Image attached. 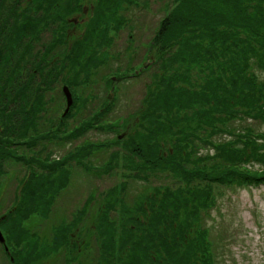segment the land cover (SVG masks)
I'll list each match as a JSON object with an SVG mask.
<instances>
[{
	"label": "trees",
	"instance_id": "16d2710c",
	"mask_svg": "<svg viewBox=\"0 0 264 264\" xmlns=\"http://www.w3.org/2000/svg\"><path fill=\"white\" fill-rule=\"evenodd\" d=\"M81 1L0 0V194L8 162L30 168L17 201L0 213L10 250L3 253L10 264H44L64 251L71 255L69 264H218L203 215L216 205L219 188L264 183V131L231 125L244 118L264 122V78L256 72H264V0H177L155 38L160 70L126 139L92 141L53 159L20 151L32 150L43 139L79 138L91 128L121 125L102 120L105 107L68 128V119L95 97L83 86L107 61L98 49L111 42V30L124 25L125 1L132 3L91 0L93 17L82 38L61 47L68 17L80 10ZM49 20L57 23L52 40L40 47ZM128 74L114 72L118 80ZM58 80L69 86L73 103L39 132L40 124L54 118L47 116L50 112L64 109L46 100ZM221 135L228 138L218 140ZM121 143L133 176L148 181L169 172L177 186H155L133 203L123 195L127 182L111 188L85 227L87 239H76L86 208L73 220L52 225L49 238L30 225L32 218L49 217L67 186L71 162L87 171H110L120 164L121 150L114 149L102 167L90 158Z\"/></svg>",
	"mask_w": 264,
	"mask_h": 264
},
{
	"label": "rangeland",
	"instance_id": "374dc122",
	"mask_svg": "<svg viewBox=\"0 0 264 264\" xmlns=\"http://www.w3.org/2000/svg\"><path fill=\"white\" fill-rule=\"evenodd\" d=\"M176 1L138 0L135 4H129L125 1L124 8L120 13V16L125 17L124 25L118 30H111L108 35L112 39L111 42L108 45L105 43L98 49V54L100 52L105 53L107 61L97 67L99 70L94 74L89 86H83L85 94L91 93L95 97L89 99L83 109L76 110L75 115L67 121L69 122L68 128L73 129L74 126L80 125L83 119L87 117L89 119L93 116L97 109L108 107L109 110L103 115L102 120L120 121L119 128L116 130L91 128L79 138L52 137L51 139L39 141L36 146L31 148L32 150L27 147H22L19 150L29 151V153L43 158L51 154L48 157L53 159L92 141L113 142L117 138L126 139L139 120L137 115L144 106L148 87L160 70L159 44L156 43L155 38L162 21L176 5ZM80 7L79 11L68 17L69 23L65 25V41H63L61 47L70 46L72 42L82 38L86 22L93 17L94 4L91 0H82ZM48 22V28L41 34L40 39V42L44 44L40 45L38 43L40 47L52 40L53 31L57 25L51 20ZM56 51H61V48ZM61 58L63 57H60L59 61ZM146 62H148V66L144 67ZM128 68L131 73L126 77L119 80L118 77L109 78L115 76L114 72L118 69L125 71ZM136 71H140V74L137 75ZM256 72L264 78V72L261 70H256ZM54 85V88H50L46 92L48 105L54 106V108H59L60 105L64 109L61 110L60 108V112H50L47 116L54 118L51 121L45 120V124H40L39 132H42L47 126H52V121L57 120L63 111L64 113L68 112L66 111L67 96L65 101L63 95L64 86L68 85H64L60 80L56 81ZM113 93L114 95L111 97ZM109 104L112 106H109ZM231 125L238 129H242L243 126L247 125L258 131H264V122L252 118L236 119ZM65 133L66 130H63V136ZM225 138H228V136L221 135L217 137L218 140ZM114 149L121 150L120 164H117L110 171L103 168L87 171L86 167L76 160L71 162L67 186L56 196L49 217L32 218L30 225L49 238L52 225L62 221L69 222L75 218L78 211L86 208L88 211L79 226L81 232L78 233L76 239L80 235L87 239L85 227L92 223V218L95 211L99 209L104 194L111 188H121L123 182H127L128 186L124 189L123 195L129 198V202L133 203L137 196L148 190L151 191L155 186H177L175 184L176 180L168 174L169 172L152 175L148 181L133 176L134 171L127 168L128 163L125 158L127 150L123 143L97 152L90 158L92 163L95 166L100 165L102 167V164L111 160V153ZM202 151L204 152L206 149ZM6 168L8 172L2 178L3 189L0 194V213L6 212L15 204L21 183L30 173L28 165L22 162H8ZM218 190L220 193L216 205L210 209L209 214L205 213L203 215L204 226L211 229L210 238L214 240L218 264H264V184L248 188L223 187ZM90 200L89 204L88 201ZM115 213L119 216L117 212ZM0 230L2 231L1 227ZM94 238L93 236L91 238L94 247L90 252L92 255L96 254L97 250ZM80 241L82 242V240ZM5 244L8 246L7 242ZM5 244L0 241V264H10L3 253ZM7 252H10V250ZM77 256H79V253ZM70 257L71 255L65 251L60 252L44 264H69V262L72 263ZM11 260H14V258L11 257Z\"/></svg>",
	"mask_w": 264,
	"mask_h": 264
},
{
	"label": "water",
	"instance_id": "95a60500",
	"mask_svg": "<svg viewBox=\"0 0 264 264\" xmlns=\"http://www.w3.org/2000/svg\"><path fill=\"white\" fill-rule=\"evenodd\" d=\"M146 65H147V63L145 64V66ZM64 91H65L66 96H67V108H66V111H68L70 106H71V104H72V102H73V97H72V94H71L68 86H64ZM0 241L2 243H4V244L6 243L5 236L3 235L1 230H0ZM5 248H6L7 251L9 250V248H8V246L6 244H5Z\"/></svg>",
	"mask_w": 264,
	"mask_h": 264
}]
</instances>
